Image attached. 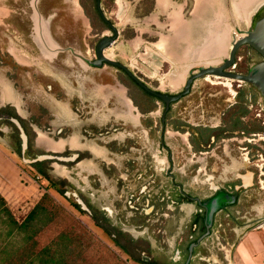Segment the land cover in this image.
Wrapping results in <instances>:
<instances>
[{
    "label": "rangeland",
    "instance_id": "obj_1",
    "mask_svg": "<svg viewBox=\"0 0 264 264\" xmlns=\"http://www.w3.org/2000/svg\"><path fill=\"white\" fill-rule=\"evenodd\" d=\"M100 2L118 30L105 56L124 64L151 88L170 94L182 90L190 71L219 66L233 39L242 37L264 8V0ZM94 3L79 0L93 21L77 28L74 44L60 39L54 54L33 47V54L17 55L29 71L12 75L16 114L26 121L33 145L27 148L25 136V148L18 147L13 127L4 122L9 119L19 129L18 121L0 117V154L12 166L7 174L0 170V194L15 219L22 221L48 193L62 214L84 231L87 262L142 264L116 246L114 232L108 235L94 224L87 200L108 219L102 225L129 235L144 256L157 264H182L187 243L200 232L193 217L202 210L190 201L177 205L176 199L186 193L205 200L215 188L242 184L238 177L249 174L250 185L227 208L229 219L241 227L264 224V106L258 91L242 82L204 76L171 104L161 121L163 103L143 95L122 71L82 61L93 60L97 40L111 35L96 18ZM258 61L251 48L241 46L232 71L244 74ZM240 107L247 111L241 122L253 129L249 133L234 124ZM35 159L45 161L44 170L63 194L31 167ZM231 226L222 237L216 233L218 239L207 237L191 264H229ZM63 228L60 217L39 234V246Z\"/></svg>",
    "mask_w": 264,
    "mask_h": 264
},
{
    "label": "crops",
    "instance_id": "obj_2",
    "mask_svg": "<svg viewBox=\"0 0 264 264\" xmlns=\"http://www.w3.org/2000/svg\"><path fill=\"white\" fill-rule=\"evenodd\" d=\"M89 24L90 19L79 0H0V109L8 111V107H13L17 113L12 75L22 71L26 76L29 71L26 68L28 65L22 64L17 55L33 54V47L43 48L39 52L54 54L62 45L60 39H64L66 44H74L77 28ZM11 168L10 162L0 154L1 172L7 174L12 171ZM238 178L242 183L241 176ZM246 187L243 185L242 189ZM229 218L228 209L218 211L210 233L218 239L216 233L220 232L222 237V232L232 225L229 230L234 236L226 241L229 264H264V224L241 227ZM204 240L198 246L204 244Z\"/></svg>",
    "mask_w": 264,
    "mask_h": 264
},
{
    "label": "trees",
    "instance_id": "obj_3",
    "mask_svg": "<svg viewBox=\"0 0 264 264\" xmlns=\"http://www.w3.org/2000/svg\"><path fill=\"white\" fill-rule=\"evenodd\" d=\"M111 1V0H109ZM94 13L98 21L106 27V23L99 17V14L95 8ZM90 22L93 21V17L88 15ZM92 18V19H91ZM107 28V27H106ZM133 82V81H132ZM139 88V87H138ZM140 89V88H139ZM142 94L147 98L160 101L153 96L145 93L140 89ZM133 99V98H132ZM149 100L144 99L145 104ZM138 109L145 113L144 108L133 101ZM7 109V108H6ZM10 109L8 114L9 118H14L18 121L24 135L27 137V148L30 149L32 143V133L25 120L19 117L16 112ZM164 110V109H163ZM246 109L243 107L239 108V115L234 120V124L240 125L243 129L242 132L249 133L253 129H248L242 124L241 118L246 114ZM7 113V110L0 109V117ZM167 114V113H166ZM165 114V115H166ZM165 118V116H164ZM5 123L13 127L14 136L16 137L17 146H21V139L19 136V129L9 120L6 119ZM208 134L207 137H211ZM199 140L206 142L202 135H199ZM19 149L16 150V152ZM26 156H29L26 153ZM79 160L81 154L78 155ZM44 160L31 162V167L46 180L49 181L50 186L57 190L60 194H63L62 190H58L56 182L49 179L46 171L44 170ZM84 200V199H83ZM190 201L186 196L180 197L178 202ZM84 203L90 210V217L94 224L100 226L105 233L111 235L114 232L112 240L124 253H126L132 260L147 264L141 258L136 255V249L134 240L127 234L116 230L113 226L108 225L107 227L102 225V222L107 223L108 219L96 209H93L87 200ZM75 208L80 210V206L76 203H72ZM84 212V211H81ZM64 219V228L61 229L54 237H52L46 244L39 246L38 236L46 229L50 224L56 222L58 218ZM203 212L193 217V225H197L200 230V234L203 233L204 228L202 225ZM124 239V240H123ZM192 240L187 243L185 251L187 253L188 246ZM86 253V236L84 231L75 225V223L67 215H63L61 209L52 200L48 193H44L33 208L27 213L22 221H17L6 204L5 199L0 194V263L1 264H98L97 262L89 263L85 259ZM121 264V263H120ZM157 264V263H155Z\"/></svg>",
    "mask_w": 264,
    "mask_h": 264
},
{
    "label": "water",
    "instance_id": "obj_4",
    "mask_svg": "<svg viewBox=\"0 0 264 264\" xmlns=\"http://www.w3.org/2000/svg\"><path fill=\"white\" fill-rule=\"evenodd\" d=\"M95 8L99 14V17L104 21V23H106L110 29L108 30L112 32V34L103 35L97 40L94 46L95 58L93 60L82 59V61L91 67L100 68L106 64L122 71L131 81H133L137 87L163 103L164 110L161 117L162 121L164 120L165 114L169 111L171 104L188 95L194 80L204 76L220 77L231 81L249 84L258 91L264 106V8H262L258 13H256V15L253 16L250 29L246 31L242 37L233 39L228 57L225 58L219 66L199 67L196 71H190L188 78L184 82L182 90L176 94L163 93L151 88L124 64L109 59L105 56L104 51L114 43L118 36V30L105 16L101 9L100 0H95ZM244 45L248 46L258 55H260L262 60L251 65L246 73L242 74L234 72L232 69L235 67L237 50ZM19 130L21 131V144L22 147L25 148L26 138L20 127ZM76 156L77 155H75L74 158ZM41 157L42 159L51 158L49 156ZM37 160L38 159H35L32 162ZM240 188L241 187L237 188L236 190H240ZM237 193L238 191L232 194L230 192L218 189L215 191L214 195L205 200H201L197 197L186 196L190 202H194L200 209L203 210L202 225L204 231L195 239L194 242L189 244L184 264H190L194 248H196L204 239L210 236L216 212L234 204L237 201ZM147 259L144 258L143 261H147Z\"/></svg>",
    "mask_w": 264,
    "mask_h": 264
},
{
    "label": "flooded vegetation",
    "instance_id": "obj_5",
    "mask_svg": "<svg viewBox=\"0 0 264 264\" xmlns=\"http://www.w3.org/2000/svg\"><path fill=\"white\" fill-rule=\"evenodd\" d=\"M106 27H107V29H109V27L106 25ZM110 30V29H109ZM111 34H112V32H111ZM255 52V51H254ZM256 53V52H255ZM256 55L257 56H259V61L258 62H260L261 60H262V58L260 57V55H258L257 53H256ZM257 62V63H258ZM239 182V181H238ZM242 183H243V181H242ZM244 185V184H243ZM245 186H248V185H245ZM239 187H241L240 188V190H236L237 188H239ZM218 189H221V190H224V191H227V192H230V193H235L236 191H238V193H237V201L234 203V204H232V205H229V206H227L226 208H223V209H221V210H219V211H224L225 209H227L228 207H232V206H235L236 204H237V202L239 201V198H240V195H241V192H242V184H238L237 182H231V183H229L228 185H227V187L226 188H224V187H217V188H215L214 189V193H215V191L216 190H218ZM181 197H183V196H190V195H188V194H184V193H181V195H180ZM178 199L179 198H177L176 199V202H175V204H177V205H179L180 203H183V202H178ZM191 203H194V202H191ZM218 212V211H217ZM216 212V213H217ZM195 227L197 226V225H194ZM198 235H200V232H199V234ZM198 237V236H197ZM196 239V237L195 238H192V240H195ZM191 240V241H192ZM136 252L139 254V256H140V258L143 260L144 258H148L147 259V261H145L147 264H155V262L151 259V257H147V256H144V253H143V251H140L139 249H136ZM176 254H178V255H180V253H176ZM186 255H187V253H186ZM185 255V256H186ZM181 256H179V257H175V258H173V262H175V263H177V261H178V259L180 258ZM185 259H186V257H184V260H183V263L182 264H184V261H185Z\"/></svg>",
    "mask_w": 264,
    "mask_h": 264
},
{
    "label": "bare ground",
    "instance_id": "obj_6",
    "mask_svg": "<svg viewBox=\"0 0 264 264\" xmlns=\"http://www.w3.org/2000/svg\"><path fill=\"white\" fill-rule=\"evenodd\" d=\"M241 179H242L244 185H249L250 184L251 179H250L249 175H247V174L243 175V176H241Z\"/></svg>",
    "mask_w": 264,
    "mask_h": 264
}]
</instances>
